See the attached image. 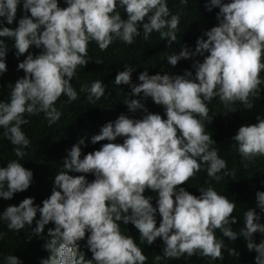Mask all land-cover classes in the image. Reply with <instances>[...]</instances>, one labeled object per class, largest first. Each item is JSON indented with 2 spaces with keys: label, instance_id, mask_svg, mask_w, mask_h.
Here are the masks:
<instances>
[{
  "label": "clouds",
  "instance_id": "1",
  "mask_svg": "<svg viewBox=\"0 0 264 264\" xmlns=\"http://www.w3.org/2000/svg\"><path fill=\"white\" fill-rule=\"evenodd\" d=\"M64 2L66 6L60 7L58 0H0V38L13 40L17 56L30 46L42 49L36 55L28 52L19 61L17 68L24 75L8 86V101L0 100V128L16 146L13 151L17 157L24 156L23 149L30 143L20 127L27 123L24 113L43 111L51 125L60 116L55 102L61 94L70 101L76 99L70 81L77 67L88 62L89 42L95 41L101 50L117 38L131 44L141 28L145 39L157 31L168 45L176 40L179 16L170 15L166 0ZM18 5L30 15L17 20ZM214 6L219 9L218 22L205 31L206 39L198 37L194 50L182 46L167 56V63L174 66L181 58L206 52L202 61L194 62V73L185 69L183 74L150 75L144 68L138 73L139 83L133 84L134 69L124 65L114 81L130 86L136 98L125 103L129 111L139 110L142 116L121 113L106 122L90 141L108 142L83 157L79 145L74 144L63 160L65 171L55 174L51 194L42 206L29 196L0 211V220L17 232L32 224L37 211L40 218L32 229L35 234L39 235L50 221L54 224L43 245L49 255L40 264H144L146 256L131 236L121 232L118 222H131L148 245L159 237L165 258L184 254L222 258L224 244L215 236L219 229L230 240L242 236L247 249L256 252L255 264H264V238L259 242L253 239L254 232L264 233V223L254 209L245 211L244 227L237 234L230 227L236 222V217L230 216L233 201L211 186L199 188V195L179 186L202 165H206L208 176L220 179L217 173L226 169V162L209 147L214 141L204 130L206 102L219 97L226 105L239 100L251 108L248 97L255 93L261 83L259 73L264 71V0H210L206 5L209 10ZM118 9H123L126 18ZM14 20L16 26L8 27ZM6 50L0 39V74L7 71ZM88 92L94 105L105 87L96 80ZM149 97L163 107L164 118L148 111L143 101ZM117 137L123 138L122 143L114 142ZM232 140L243 160L264 155V119L257 116L256 123L241 125ZM87 173L94 179L88 181ZM32 178L31 169L18 160L9 161L0 167V198L11 199L14 193L28 189ZM146 188L156 193L155 206L153 197L143 194ZM255 202L264 212V191L256 192ZM81 240H85L91 259L86 260L79 251ZM228 252L238 254L234 249ZM4 259L6 264H22L16 255Z\"/></svg>",
  "mask_w": 264,
  "mask_h": 264
},
{
  "label": "trees",
  "instance_id": "2",
  "mask_svg": "<svg viewBox=\"0 0 264 264\" xmlns=\"http://www.w3.org/2000/svg\"><path fill=\"white\" fill-rule=\"evenodd\" d=\"M210 0H166L170 15L179 16V23L176 29V40L168 45L167 39H162L159 32L152 31L147 39L144 37L142 28L139 35L134 37L131 44H125L120 39H115L107 48L101 50L95 41L89 42L87 46L88 62L86 65L78 66L74 77L70 81L72 87L77 92L74 100H69L67 96H61L55 102L56 109L60 116L51 125L48 117L43 111L35 114L24 113L27 123L22 124L21 130L29 139V145L23 149L24 156L17 157L13 151L14 146L4 136L3 128H0V167L5 166L11 160H18L24 167L31 169L33 178L28 189L13 194L11 199L0 198V211L9 204H18L25 197H34V204L41 205L52 191L55 174L65 171L63 160L68 155V150L74 144H78L81 149V157L87 152L99 149L100 145L108 141L102 140L91 143L90 137L98 134L101 126L106 122L113 121L121 113L133 118H140L142 112L129 111L125 102L132 96L128 84L117 85L114 81L118 71L124 69V65L133 67L131 82L139 83L138 73L144 68L148 73H168L170 75L183 74L185 69L195 72L193 64L202 61L203 55L196 54L188 59L181 58L176 65L167 63V56L179 52L182 46H187L189 50L196 47L197 38H204L205 31L215 25L218 21L216 13L218 7L209 10L206 5ZM226 2V0H225ZM60 7H65L64 0H58ZM122 18H126L123 9H118ZM30 15L26 10L21 11V6H17V20L22 15ZM0 20H3L0 17ZM17 20L8 27H15ZM7 46L5 61L7 71L0 74V100L7 102L10 96V84L24 75L22 69H18L19 61L31 52L38 54L42 49L30 46L26 52L17 56L13 47V40L8 37L0 38ZM100 60L101 63H97ZM264 60V56H262ZM261 83L254 94L248 97L251 108H245L239 101H234L231 105L221 102L219 97H213L207 101L208 118L203 121L205 132L212 136L213 143L210 149L215 148L219 157L226 162V169L217 173L219 180L207 175L206 165L195 172L189 179L182 182L185 190L194 195H199V188L211 186L218 194L224 195L229 201L235 203L230 216L236 217V222L230 227L237 234L244 227V213L247 209H254L260 216V222L264 223V212L256 206V192L264 191V155H257L250 160H243L238 152V145L232 140L241 125L256 123L259 116L264 119V71L259 73ZM100 80L105 87L104 95L95 104L89 102L88 88L91 83ZM83 89V90H82ZM149 112L159 113L164 118V110L161 105L155 104L151 98L143 101ZM235 110H229V108ZM83 140V143L80 141ZM123 138L117 137L114 142L122 143ZM225 171L228 172L225 175ZM80 175L81 173H70ZM88 181L94 179L92 173L85 174ZM145 196H152V204H156V193L150 189H145ZM40 218L37 211L36 216L30 226L25 225L21 230L14 231L7 227V222L0 220V264H6L5 256L16 255L22 264H40L42 258H47L49 252L43 247L48 235V229L54 227L50 221L44 226L43 231L37 235L32 229L36 226V220ZM157 226L160 215L156 213ZM121 232L131 236L134 242L146 256L144 264H255V250L249 251L246 247L245 239L238 235L235 240H230L219 230H215V236L223 241L221 248L222 258L213 259L209 256L193 254L181 255L178 258H165L163 256V241L157 237L152 244L141 241L138 230L129 222L124 224L118 222ZM88 233H85V240ZM264 238V233L254 232L253 239L259 242ZM85 240L78 242L79 251L84 253L85 259H91V252L85 246ZM228 249H234L238 254H229ZM160 256V260L155 257Z\"/></svg>",
  "mask_w": 264,
  "mask_h": 264
}]
</instances>
